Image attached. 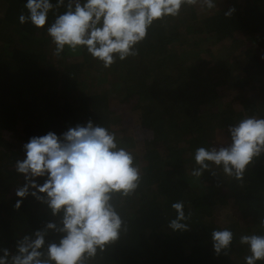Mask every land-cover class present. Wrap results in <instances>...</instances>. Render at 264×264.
Returning a JSON list of instances; mask_svg holds the SVG:
<instances>
[{"label": "trees", "instance_id": "trees-1", "mask_svg": "<svg viewBox=\"0 0 264 264\" xmlns=\"http://www.w3.org/2000/svg\"><path fill=\"white\" fill-rule=\"evenodd\" d=\"M25 3L0 0V256L61 218L32 195L16 196L25 185L15 170L23 145L91 120L133 151L143 180L118 208L127 233L90 264H245L240 237L264 235V154L242 181L219 168L200 178L191 171L198 147L227 146L229 126L264 118V0H217L212 10L185 5L178 17L154 22L136 57L109 68L83 50L54 56L46 33L53 12L38 30L19 22ZM177 201L191 213L187 231L168 227ZM224 206L235 221L219 228L212 212ZM225 228L234 239L227 255H217L211 233ZM60 238L50 231L46 245Z\"/></svg>", "mask_w": 264, "mask_h": 264}, {"label": "clouds", "instance_id": "clouds-1", "mask_svg": "<svg viewBox=\"0 0 264 264\" xmlns=\"http://www.w3.org/2000/svg\"><path fill=\"white\" fill-rule=\"evenodd\" d=\"M185 5L212 10L217 8V0H56L55 4L51 0H26L27 14L22 12L18 19L20 24L45 29L53 12L54 21L46 27L55 46L53 55L60 58L66 48L70 52L83 50L109 68L117 60L136 57L138 45L154 22L178 17ZM61 7L65 11L59 14L55 10ZM233 12L230 8L224 15L230 17ZM227 132V146L195 150L193 177L200 178L204 171L215 175L219 168L225 176L242 181L248 166L264 154V118L246 116ZM23 148L25 159L16 162L15 170L24 176L25 185L16 190V196L22 200L32 195L46 204L53 216L61 218L58 224L47 223L32 237L24 236L15 254L3 250L0 264H90L127 233L128 223L118 208L136 193L143 171L133 151L121 145L114 131L94 126L89 120L60 137L52 132L32 137ZM45 176L42 185L35 182V178ZM15 207H20V201ZM171 207L176 216L168 227L174 232L187 231L191 213L185 214L184 202L177 201ZM50 231L61 234V238L46 245ZM211 237L214 252L227 255L233 232L214 230ZM240 244L248 247L245 264L264 261V235H242Z\"/></svg>", "mask_w": 264, "mask_h": 264}, {"label": "rangeland", "instance_id": "rangeland-1", "mask_svg": "<svg viewBox=\"0 0 264 264\" xmlns=\"http://www.w3.org/2000/svg\"><path fill=\"white\" fill-rule=\"evenodd\" d=\"M224 99L229 100V98L226 97H224ZM212 213L213 221L219 228L227 226L235 221L228 206L214 208Z\"/></svg>", "mask_w": 264, "mask_h": 264}]
</instances>
